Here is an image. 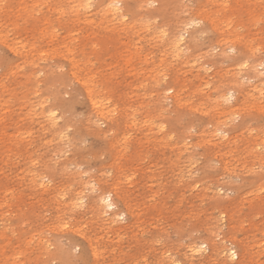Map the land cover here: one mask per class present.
Returning a JSON list of instances; mask_svg holds the SVG:
<instances>
[{
	"label": "rangeland",
	"instance_id": "1",
	"mask_svg": "<svg viewBox=\"0 0 264 264\" xmlns=\"http://www.w3.org/2000/svg\"><path fill=\"white\" fill-rule=\"evenodd\" d=\"M144 1L0 0V264H264V0Z\"/></svg>",
	"mask_w": 264,
	"mask_h": 264
},
{
	"label": "bare ground",
	"instance_id": "2",
	"mask_svg": "<svg viewBox=\"0 0 264 264\" xmlns=\"http://www.w3.org/2000/svg\"><path fill=\"white\" fill-rule=\"evenodd\" d=\"M73 1V3H74V11H75V13H77V12H85V13H88V11H89V9H90V7L92 6V4H93V1H95V0H72ZM152 1V0H151ZM144 2H147V3H149L150 2V0H145ZM153 2V1H152ZM105 3V2H104ZM120 3V2H119ZM117 5H118V0H107V2L105 3V7L106 8H104V9H101V12H103V13H105V14H108V15H110V16H112V17H114L115 15H116V13H118L117 11H118V8H117ZM146 5V4H145ZM32 6V5H31ZM125 6V5H124ZM99 8V7H98ZM84 13V14H85ZM100 13V12H99ZM121 14V13H120ZM118 16V15H117ZM121 17H122V15H121ZM116 18V17H115ZM114 18V19H115ZM118 18V17H117ZM116 18V19H117ZM190 21V20H189ZM199 20H196V22H198ZM182 24V23H181ZM195 24V21H190V22H188L187 23V27L188 26H193ZM221 24V23H220ZM150 26V25H149ZM185 26V25H184ZM158 31V30H157ZM178 34H176L175 36H174V39L172 40V42H171V45L173 46V48H175L176 49V53L177 52H180V51H177V49H179L180 48V42H182V39H181V33H180V36L178 35ZM183 35V34H182ZM170 41V40H169ZM181 47H183V46H181ZM172 48V49H173ZM232 48V47H231ZM181 50V49H180ZM252 55V54H251ZM257 62H258V60H257ZM256 62V63H257ZM261 62V61H260ZM242 64H244V66H246L247 64L244 62V63H242ZM258 64V63H257ZM260 66V65H259ZM264 66V65H263ZM241 67H243V66H241ZM255 67H257V66H255ZM251 68V67H250ZM253 69H254V67H253ZM255 70V69H254ZM260 71V70H259ZM258 72V71H257ZM261 73H262V70L260 71ZM240 73V72H239ZM242 73V72H241ZM238 74V73H237ZM257 74H259V73H257ZM242 75V74H241ZM263 75H264V73H263ZM258 76V75H257ZM239 77V76H238ZM258 79H260V76H258L257 77ZM243 77L241 78V82L245 79H243ZM256 79V78H255ZM258 79H257V81H258ZM251 81H252V79H251ZM240 82V83H241ZM255 82V81H254ZM83 84H85V83H83ZM249 84V83H248ZM255 85V86H254ZM254 85H253V87H252V90H254V92H256L258 95H262L263 97H264V82L263 81H261V82H259V83H257V84H255L254 83ZM88 88V87H87ZM87 88H85V89H87ZM170 89V88H169ZM88 90V89H87ZM86 90V91H87ZM168 90V89H167ZM171 90V89H170ZM164 91H166V90H164ZM92 90H90L89 91V93L88 94H92ZM168 92V91H167ZM226 92V91H225ZM228 93V92H227ZM250 93V92H249ZM253 93V92H252ZM175 95H176V93H174ZM226 94V93H225ZM224 95V94H223ZM225 96V95H224ZM235 96V95H234ZM190 97V96H189ZM232 97H233V92H230L229 91V93L227 94V96L226 97H224L223 98V100H225L224 101V103H230L229 101H231V100H233L232 99ZM261 99V98H260ZM97 100H99V98L97 99ZM236 100V99H235ZM234 100V101H235ZM104 101V100H103ZM90 104H91V107H92V109L95 111V115L96 116H98L99 118H101V119H103L104 118V113H105V109L103 108V105L101 104V103H99L98 101H96V99L94 100V99H90ZM102 102V101H101ZM245 104V103H244ZM222 105V104H221ZM107 112H109V111H106V113ZM54 115H52V114H49L47 117H46V119H47V127H48V129L50 130V129H53L54 127H55V125H56V122H55V118L53 117ZM100 120V119H99ZM99 122V121H98ZM111 122V121H110ZM59 131V130H58ZM216 131V130H215ZM214 131V132H215ZM217 132H219V130L217 131ZM58 133V132H57ZM56 133V134H57ZM219 133H221V132H219ZM217 134V133H216ZM218 135V134H217ZM58 136H59V134H58ZM32 181L34 182V178L32 179ZM92 183V182H91ZM84 183H82V185H83ZM81 185V186H82ZM89 185H91V184H89ZM89 190L90 191H94V187L92 186H90L89 187ZM99 191H100V193H99V195L98 196H95L94 197V199H93V211H94V213L96 214V217L99 219V220H101L102 222H103V225H109L107 228L108 229H111L113 226H112V224L116 221V214H114V212L112 211L113 210V203H112V200H111V194H113L112 193V191H108V192H105V191H102L101 189H98ZM97 190V191H98ZM70 197H72L71 198V204H70V206L71 207H76V205H79L80 207L82 206V203H83V200H84V196L83 195H81V192H77V193H74V194H72V195H70ZM104 216H109L108 218H104ZM119 217V216H118ZM123 218V217H122ZM218 237V236H217ZM216 239V238H215ZM224 241V240H223ZM48 244V243H47ZM202 244L203 243H201V244H199V245H194L193 247H191L192 248V250L190 251V252H192V253H198V251H200L199 249H202ZM224 244V243H223ZM204 245V244H203ZM191 246V245H190ZM189 246V247H190ZM45 248V247H44ZM228 248V247H227ZM204 250V249H203ZM232 250H233V248H232ZM231 249H227L226 250V252L225 253H227L228 254V256L230 257V258H232L231 260H233V258H235V253H234V251H232ZM214 251V254H216V256L217 255H222V253H224V251L225 250H219V249H214L213 250ZM204 252V251H203ZM217 252V253H216ZM199 253H202V252H199ZM198 253V255H200ZM191 254V253H190ZM196 255V254H195ZM191 256V255H190ZM195 257V256H194ZM228 257V259H230ZM193 258V257H192ZM223 258V257H222ZM210 259H212V258H210ZM227 259V260H228Z\"/></svg>",
	"mask_w": 264,
	"mask_h": 264
}]
</instances>
